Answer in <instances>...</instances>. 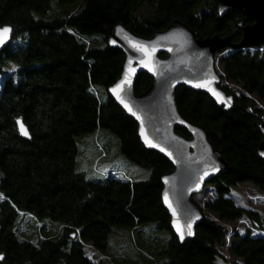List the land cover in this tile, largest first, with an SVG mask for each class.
Listing matches in <instances>:
<instances>
[{
    "label": "trees",
    "instance_id": "16d2710c",
    "mask_svg": "<svg viewBox=\"0 0 264 264\" xmlns=\"http://www.w3.org/2000/svg\"><path fill=\"white\" fill-rule=\"evenodd\" d=\"M218 4L0 0V26L13 28L9 46L0 52V264H103L88 255V248L107 252L116 228L140 233L143 250L150 248L157 256L153 264H264L263 214L232 195L244 183L264 195V157L259 154L264 141V45L217 54L224 73L221 87L234 99L232 110L225 111L202 92L183 86L176 90L181 114L206 130L228 163L226 172L205 186L203 192L211 194L204 207L193 197L203 220L195 238L184 243L162 202V177L173 170L172 164L145 148L138 124L108 92L126 59L109 45L118 24L151 38L179 20L198 38L231 36L239 44L252 22L240 10L221 17ZM152 82L141 74L136 93H145ZM19 120L30 139L22 137ZM100 130L117 137L131 162L149 168L150 179L89 181L76 166V139ZM177 132L190 138L183 128ZM240 219L251 229L232 232L229 226ZM39 220L62 226L36 242L21 239V227ZM165 237L169 240L162 248ZM126 253L119 258H129Z\"/></svg>",
    "mask_w": 264,
    "mask_h": 264
},
{
    "label": "water",
    "instance_id": "95a60500",
    "mask_svg": "<svg viewBox=\"0 0 264 264\" xmlns=\"http://www.w3.org/2000/svg\"><path fill=\"white\" fill-rule=\"evenodd\" d=\"M232 10H240L252 22L244 28L239 44H234L231 36L198 38L179 20L151 38L139 36L118 24L109 39V45L121 50L126 59L119 80L108 92L138 124V135L145 148L161 154L173 166L162 177V202L181 243L195 238L203 220L201 208L193 197L201 194L214 177L226 172L228 163L211 143L206 130L181 114L176 90L183 86L202 92L225 111L232 110L234 99L221 87L222 75L217 70L216 56L226 48L264 45V0H219L221 17ZM4 29L10 31L3 32ZM0 33L1 52L9 46L13 28L0 26ZM141 74H148L153 82L145 93L138 95L135 85ZM18 126L22 137L30 139L22 120ZM178 127L187 130L190 138L178 133ZM259 154L264 157V141L259 146Z\"/></svg>",
    "mask_w": 264,
    "mask_h": 264
},
{
    "label": "rangeland",
    "instance_id": "374dc122",
    "mask_svg": "<svg viewBox=\"0 0 264 264\" xmlns=\"http://www.w3.org/2000/svg\"><path fill=\"white\" fill-rule=\"evenodd\" d=\"M57 2L58 0H54V3ZM261 50H264V48ZM76 142L78 149L76 166L79 171L85 174L89 181H107L110 178L145 181L150 179L152 175V171L149 168H144L131 162L123 154L117 137L107 130L81 135L77 137ZM210 194V191H205L197 195L196 201L202 204L203 200ZM232 195L239 204L259 210L264 217V204L258 202L257 205V200L253 199L260 197L263 193L254 185L249 183L241 184L233 189ZM61 226L62 224L58 222L39 220L38 224L23 225L21 227L23 232L19 233V236L23 240L36 242L39 237L54 236L55 233L53 232L57 231ZM152 226L153 224L144 225L145 228H152ZM147 230L149 231V229ZM164 234L168 235L167 233ZM168 240V237L162 240V248L167 245ZM150 251V248H144L143 250L140 233L126 228H116L111 236L106 254L98 252L92 247L88 248V255L95 260H102L103 264H153L157 256L150 253ZM224 251L227 250L224 249ZM125 252L130 254V257L120 259L119 255ZM108 256L113 257V260H107Z\"/></svg>",
    "mask_w": 264,
    "mask_h": 264
},
{
    "label": "built area",
    "instance_id": "2783aa9c",
    "mask_svg": "<svg viewBox=\"0 0 264 264\" xmlns=\"http://www.w3.org/2000/svg\"><path fill=\"white\" fill-rule=\"evenodd\" d=\"M219 60H220V56H218L217 70H218V72H219L222 76H224V73H223V71L221 70L220 65H219ZM224 80H225V83H227L226 79H224ZM253 199L257 200V205H258L259 197H255V198H253ZM259 203L262 204V202H259ZM235 228H239L240 231H245V230H247V229H250V224H243V223H242V219H240V220L238 221V223H236Z\"/></svg>",
    "mask_w": 264,
    "mask_h": 264
},
{
    "label": "bare ground",
    "instance_id": "6f19581e",
    "mask_svg": "<svg viewBox=\"0 0 264 264\" xmlns=\"http://www.w3.org/2000/svg\"><path fill=\"white\" fill-rule=\"evenodd\" d=\"M218 64V56H216V65ZM262 199H264V195H261L260 197H259V202H263L262 201ZM204 203H205V200H203V203H202V206L204 207ZM242 223L243 224H249L248 223V221L247 220H245V219H242ZM229 228H230V230L232 231V232H239L240 230H239V228H235V226H229ZM250 229H251V227H250ZM230 239H231V235H230V237H229V239H228V245H227V247H226V252L228 253V251H229V245H230Z\"/></svg>",
    "mask_w": 264,
    "mask_h": 264
},
{
    "label": "snow or ice",
    "instance_id": "6c2138e0",
    "mask_svg": "<svg viewBox=\"0 0 264 264\" xmlns=\"http://www.w3.org/2000/svg\"><path fill=\"white\" fill-rule=\"evenodd\" d=\"M8 31H10L9 29H4L3 30V32H8ZM0 34H2V33H0ZM197 86H202V85H197ZM118 87H120V86H118ZM113 91H115V90H113ZM215 94V93H214ZM121 102H123V101H121ZM126 107H127V105H125ZM130 110V109H129ZM21 128H22V130H23V126L21 125ZM24 134L25 135H27V132H26V130H24ZM165 196H167V194H165ZM189 235H191L192 233H191V231H189V233H188Z\"/></svg>",
    "mask_w": 264,
    "mask_h": 264
}]
</instances>
